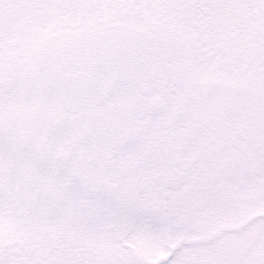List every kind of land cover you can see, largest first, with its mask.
<instances>
[{
  "label": "snow or ice",
  "instance_id": "6c2138e0",
  "mask_svg": "<svg viewBox=\"0 0 264 264\" xmlns=\"http://www.w3.org/2000/svg\"><path fill=\"white\" fill-rule=\"evenodd\" d=\"M0 264H264V0H0Z\"/></svg>",
  "mask_w": 264,
  "mask_h": 264
}]
</instances>
